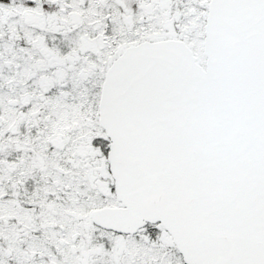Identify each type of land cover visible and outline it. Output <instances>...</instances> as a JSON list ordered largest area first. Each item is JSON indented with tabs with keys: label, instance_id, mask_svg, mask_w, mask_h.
Segmentation results:
<instances>
[{
	"label": "snow or ice",
	"instance_id": "obj_1",
	"mask_svg": "<svg viewBox=\"0 0 264 264\" xmlns=\"http://www.w3.org/2000/svg\"><path fill=\"white\" fill-rule=\"evenodd\" d=\"M0 264H264V0H0Z\"/></svg>",
	"mask_w": 264,
	"mask_h": 264
}]
</instances>
